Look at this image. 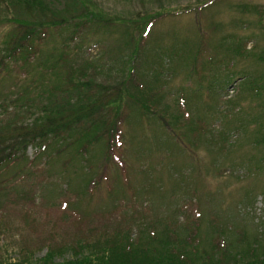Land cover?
I'll use <instances>...</instances> for the list:
<instances>
[{
    "label": "rangeland",
    "instance_id": "1",
    "mask_svg": "<svg viewBox=\"0 0 264 264\" xmlns=\"http://www.w3.org/2000/svg\"><path fill=\"white\" fill-rule=\"evenodd\" d=\"M92 1L117 19L135 21L139 12L145 14L136 27L128 21L90 26L87 35L70 42L76 67L83 76L118 85L131 68L126 43L134 47L150 16H158L147 29L141 73H157L162 85L156 109L179 116V122L173 119V125L166 126L150 115L144 117L147 128L137 121L134 127L130 124L134 135L125 165L131 186L124 180L127 172L112 166L109 179L102 177L93 195L78 192L84 183L80 158L66 162L68 153L39 157L38 147L29 146V160L11 168L0 184V257L14 260L28 252L42 256L48 245L92 240L118 226L160 233L169 220L173 228L185 223L198 229L202 239L215 242L222 236L221 242H233L236 250L256 241L264 246V148L255 143L264 132V0ZM207 1L214 2L204 6ZM7 28L0 26V42ZM67 28L52 31L42 51L58 47L59 52L73 31ZM201 37L205 50L196 59ZM223 41L238 44L242 53L226 52ZM173 46L178 52L174 56L173 49L167 51ZM154 54L160 56L155 57L158 63L151 62ZM17 74L25 81L23 72L14 71L2 77L0 90H9ZM252 79H257L258 89H243L242 81ZM128 100L122 91L115 107L121 111ZM191 124L204 129L200 137L192 136L195 142L187 149V140L178 132L193 135ZM176 148L180 152H174ZM104 160L96 162L97 170ZM145 166L147 171L140 172ZM211 239L205 241L208 248Z\"/></svg>",
    "mask_w": 264,
    "mask_h": 264
},
{
    "label": "trees",
    "instance_id": "2",
    "mask_svg": "<svg viewBox=\"0 0 264 264\" xmlns=\"http://www.w3.org/2000/svg\"><path fill=\"white\" fill-rule=\"evenodd\" d=\"M213 2L207 1L204 6ZM59 3L60 0H0V12L5 10L7 13L0 16V26H8L0 42V80L12 76L14 71L25 74L24 82L19 80L21 77L17 74L9 90H0V184L8 179L4 176L11 168L29 160L27 149L33 145L38 147L36 154L39 157L46 154L50 159L68 153L71 157L66 162L74 157L80 158L81 172L84 173L83 187L78 191L80 195L85 192L93 195L101 178L105 176L109 179L112 166L117 171L127 172L124 180L131 186L128 182L130 169L125 165V158L129 157L128 144L130 142L131 145V136L134 135V132L129 133V125L134 127L137 121L140 122L139 126L147 128L149 124L144 117L150 115L159 118L166 126L173 125V119L179 122L180 118L177 115L173 118L166 109L163 113L156 109L162 83L153 71L146 73L144 70L141 73L145 40L150 30L147 29L158 16H150L134 47L132 43H126L128 51L125 53L129 57L126 60L131 68L123 75V80L115 85L97 82V77L83 76L71 58L70 44L75 43L81 34L87 35L85 32L92 25L114 27L122 21H128V25L131 23L134 27L145 13L139 12L135 18L140 20L134 21L133 18L117 19L106 14L92 0H62L58 6ZM253 7L249 6L245 10L250 11ZM168 13L172 12H165L164 16ZM70 26L73 31L63 40L59 52H56L58 47L48 52L42 51L52 31ZM224 41L221 44L226 45V52L242 53L238 44L227 45ZM174 48L167 49H173V56L178 53ZM204 50L205 38L201 37L194 57L198 59ZM39 54H43V57L34 63ZM153 56L151 62L158 63L155 57L160 56ZM122 62L126 67L125 61L121 59ZM256 81H242L243 89H258ZM2 83L0 81V86ZM122 91L128 94L130 100L120 111L115 105L119 103ZM203 129L191 124L193 135L185 131L178 132L187 140V149L195 142L192 136L200 137ZM255 143L263 144L264 148V132L255 139ZM176 149L174 152H180ZM101 157L105 160L100 170H97L96 162ZM260 161L264 167V151ZM147 168L140 167L139 171L145 173ZM108 187L112 189L111 184ZM172 224L173 221L169 220L165 230L160 233H149L143 229L136 233L132 226H118L89 242L78 241L76 244L57 247L48 245L42 256L32 252L14 260L2 256L0 264H264V246L257 241L253 245L250 242L249 248L236 250L233 242L225 240L224 244L221 242L224 237L217 236L215 242L211 237L208 238L211 239L208 248L205 242L208 239H202L198 229L192 230L185 223L173 228Z\"/></svg>",
    "mask_w": 264,
    "mask_h": 264
}]
</instances>
